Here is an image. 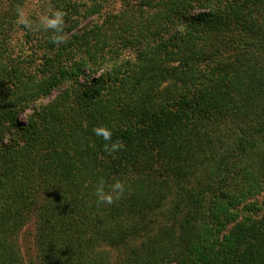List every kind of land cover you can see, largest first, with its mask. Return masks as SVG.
Masks as SVG:
<instances>
[{"label": "trees", "instance_id": "16d2710c", "mask_svg": "<svg viewBox=\"0 0 264 264\" xmlns=\"http://www.w3.org/2000/svg\"><path fill=\"white\" fill-rule=\"evenodd\" d=\"M31 1L0 0V264L29 224L35 264H264V0Z\"/></svg>", "mask_w": 264, "mask_h": 264}, {"label": "clouds", "instance_id": "9594fccd", "mask_svg": "<svg viewBox=\"0 0 264 264\" xmlns=\"http://www.w3.org/2000/svg\"><path fill=\"white\" fill-rule=\"evenodd\" d=\"M62 13H56V19L48 21L46 18L42 21V23L49 28H57L58 25L62 23L61 17ZM23 23H25L26 26L29 25V22L26 20H22ZM94 132L98 136H102L105 141L110 140L112 133L110 130L106 128H97L94 129ZM120 147V145L113 143L112 144V150L115 151ZM125 191V186L122 182L116 181L114 184L110 186V191L106 192L105 191V186H104V181L101 180L99 185L97 186L95 190V195L97 197V201L99 203H104V204H112L114 202V199H118L121 195H123Z\"/></svg>", "mask_w": 264, "mask_h": 264}, {"label": "rangeland", "instance_id": "374dc122", "mask_svg": "<svg viewBox=\"0 0 264 264\" xmlns=\"http://www.w3.org/2000/svg\"><path fill=\"white\" fill-rule=\"evenodd\" d=\"M39 1L40 0H32L30 3V6H28V9H24V11L21 12V17L23 18H27L28 16L31 18L37 17L36 12L38 13L41 12V10H38ZM112 5H114L115 8L118 7L116 3L114 4L112 3ZM30 7H32L33 12H31ZM42 18H44V15H42ZM15 41H16V38L13 40V42ZM253 200L262 208V210L260 211V214L263 213L264 212V191L260 195L255 197ZM18 243H19L22 257L24 259V263L25 264H35L36 260H35V250L33 246V226L31 224H29L27 227H25L21 231V233L19 234Z\"/></svg>", "mask_w": 264, "mask_h": 264}]
</instances>
